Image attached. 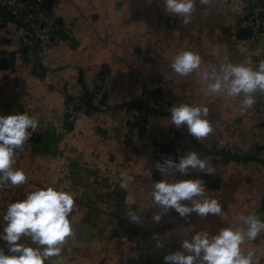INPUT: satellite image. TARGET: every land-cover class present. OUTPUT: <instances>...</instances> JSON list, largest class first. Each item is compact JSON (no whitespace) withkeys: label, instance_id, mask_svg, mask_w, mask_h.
Returning a JSON list of instances; mask_svg holds the SVG:
<instances>
[{"label":"crops","instance_id":"crops-1","mask_svg":"<svg viewBox=\"0 0 264 264\" xmlns=\"http://www.w3.org/2000/svg\"><path fill=\"white\" fill-rule=\"evenodd\" d=\"M247 3L197 0L191 21L184 24L164 11L163 0H57V18L74 38L52 48L37 74L27 71L20 54L24 29L8 22L0 30V114L26 111L40 126L14 165L25 170L27 182L0 190V221L7 205L27 192L47 184L63 186L76 193L69 214L74 235L60 256L46 264H166L164 255L180 249L192 231L236 227L242 216L258 214L264 205V158L224 155L218 160L211 155L223 145L264 150V97L257 92V102L241 112L242 97L209 94L199 72L182 76L170 67L185 49L201 54V69L223 61L264 60V40L232 33ZM100 74L107 86L102 110L72 118L69 108L75 98L96 104L91 94ZM147 86L171 104L208 105L213 131L200 141L189 132L173 134L171 115L155 113L138 129L128 109ZM163 145L174 148L178 158L189 150L207 158L214 173L194 170L183 178L202 177L206 194L221 203L222 216L192 213L185 220L170 209L159 221L153 219L160 208L149 190L152 180L163 178L156 168ZM122 172L135 177L127 189L120 186ZM174 178L181 174L177 171ZM129 194L134 204L126 202ZM129 208L141 210L139 222L126 215ZM157 239L163 247L155 246ZM242 248L254 249L264 264V232Z\"/></svg>","mask_w":264,"mask_h":264},{"label":"clouds","instance_id":"clouds-1","mask_svg":"<svg viewBox=\"0 0 264 264\" xmlns=\"http://www.w3.org/2000/svg\"><path fill=\"white\" fill-rule=\"evenodd\" d=\"M199 2L208 4L210 0ZM196 4L197 0H163L164 11L182 18L184 24L191 21ZM255 55H259L258 50ZM201 65V54L185 49L172 58L170 67L182 76L199 72L209 94L242 97L239 101L241 112H246L257 102V92L264 97V60L258 63L223 61L204 69ZM209 114L206 104L184 102L171 106V122L177 127L186 125L188 132L198 141L213 131ZM39 126V119L26 111L0 114V190L27 182L25 170L14 165L23 145ZM156 168L163 178L150 183L153 205L160 208L154 213V220L159 221L170 209L185 220L190 219L192 213L200 217L224 214L219 200L206 194L207 186L202 177L183 178L194 170L214 173L215 169L206 157L189 150L178 159L168 157L163 162L158 161ZM177 171L181 178H174ZM134 179V176L122 172L120 186L127 189ZM75 197L74 191L47 184L10 202L0 221V242H3L0 244V264H46L50 257H59L67 238L74 235L73 218L69 214L74 209ZM126 202L135 203L132 194L126 196ZM140 211L129 208L126 215L139 222ZM241 220L242 225L221 227L216 232L207 229L192 231L179 243L180 249L165 254L163 260L166 264H260L255 250L245 251L242 245L246 240L254 241L264 232V219L253 212L242 216ZM165 235L171 236V233ZM155 246L163 247V241L157 239Z\"/></svg>","mask_w":264,"mask_h":264},{"label":"built area","instance_id":"built-area-1","mask_svg":"<svg viewBox=\"0 0 264 264\" xmlns=\"http://www.w3.org/2000/svg\"><path fill=\"white\" fill-rule=\"evenodd\" d=\"M45 1L0 0V30L8 22L15 23L19 28L24 29L20 54L24 59L25 68L31 74H37L40 71L41 59L46 57L52 48L74 38L73 32L57 18V0H53L50 9L45 7ZM247 5V7L242 8L239 14V22L232 27V33L238 34L240 30L247 29L255 40L261 42L264 40V0H248ZM106 93L105 78L101 74L97 75L91 94L96 104L91 106L86 104L81 97L75 98L69 108L72 118L97 115L102 110ZM172 105L153 88L147 86L139 100L131 105L128 111L134 125L138 129H144L150 113L171 115ZM187 132L186 125L174 126L173 134ZM219 151L220 153L211 156L218 160L223 159L224 155H249L264 158V150L257 146L248 150H241L235 146L223 145ZM168 157L178 158L175 149L168 145L158 147V161L163 162ZM258 215L264 219V205L259 210Z\"/></svg>","mask_w":264,"mask_h":264},{"label":"water","instance_id":"water-1","mask_svg":"<svg viewBox=\"0 0 264 264\" xmlns=\"http://www.w3.org/2000/svg\"><path fill=\"white\" fill-rule=\"evenodd\" d=\"M52 3H53L52 0H46L45 3H44V5H45V7H47L49 9L51 7ZM239 33H241V34L242 33H247L248 34V33H250V31L247 30V29H242V30L239 31ZM2 63L4 64V66H7V64H8V62L4 58H2ZM4 66H2V67L4 68ZM157 172H158L159 175H161V172H160L159 169H157Z\"/></svg>","mask_w":264,"mask_h":264},{"label":"trees","instance_id":"trees-1","mask_svg":"<svg viewBox=\"0 0 264 264\" xmlns=\"http://www.w3.org/2000/svg\"><path fill=\"white\" fill-rule=\"evenodd\" d=\"M40 68H41L40 70H42V67H41V66H40ZM38 73H39V72H38ZM231 157H233V156H231Z\"/></svg>","mask_w":264,"mask_h":264}]
</instances>
